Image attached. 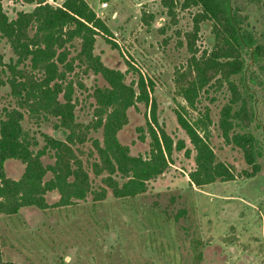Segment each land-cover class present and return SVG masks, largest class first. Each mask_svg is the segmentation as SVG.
<instances>
[{
	"label": "trees",
	"instance_id": "1",
	"mask_svg": "<svg viewBox=\"0 0 264 264\" xmlns=\"http://www.w3.org/2000/svg\"><path fill=\"white\" fill-rule=\"evenodd\" d=\"M1 2L0 40L9 46L12 56L4 61L0 53L4 76L0 86L8 87L14 105L2 108L0 115V216L17 215L30 207L45 211L72 206L88 196L94 202L102 201L108 190L114 198L144 194L147 184L166 172L173 142L154 117L156 104L145 79L139 74L135 86L134 82L126 83L125 73L104 66L94 54L96 37L109 34L105 24L85 0H65L61 7H52L44 0H27L34 4L33 9L17 12L11 20ZM179 4L193 13L188 35L190 58L184 69L174 74L175 92L188 108L197 110L203 91L227 86L228 100L220 110L217 128L227 145L242 152L251 169L246 175L252 177L264 171V131L258 139L251 130L253 125L259 128L256 95L264 92V14L255 22L250 16L254 10L262 12L264 0H181ZM168 14L173 18L171 11ZM206 22L211 25L213 47L197 56L195 39ZM74 42L79 44L77 51ZM89 73L100 76L106 84L92 88L91 119L81 123L75 114V87L87 91L80 76ZM138 104L149 109L152 120L147 123L150 141L146 157L131 155L129 147L118 140V133L129 122L128 110ZM198 114L200 117L191 123L177 115L194 151L189 184L199 187L233 180L231 170L216 160L207 143L208 114ZM25 120L36 130L26 129ZM50 120H55V129L65 133L63 141L41 132L40 126ZM142 130L138 129L141 141ZM98 131L100 141L91 136ZM88 142L92 150L84 162L80 148ZM46 156L52 159L51 164L43 163ZM9 160L24 166L17 180L5 173ZM90 175L100 178L98 189ZM53 192L59 199L49 205L46 195ZM0 264H15L3 260L1 244Z\"/></svg>",
	"mask_w": 264,
	"mask_h": 264
},
{
	"label": "rangeland",
	"instance_id": "2",
	"mask_svg": "<svg viewBox=\"0 0 264 264\" xmlns=\"http://www.w3.org/2000/svg\"><path fill=\"white\" fill-rule=\"evenodd\" d=\"M44 1L61 7L65 0ZM85 1L109 30L108 35L96 37L94 54L104 66L125 73L126 83L134 82L135 86L140 74L152 88L154 117L173 142L169 166L147 184L144 194L133 198H114L108 190L102 201L94 202L88 196L72 206L45 211L30 207L17 215H1L3 260L15 264H264V171L247 177L251 169L242 152L227 145L217 128L220 110L228 100L227 86L203 91L197 110L188 108L175 92L174 74L184 69L190 58L188 35L193 11L182 9L181 0ZM102 3H106L103 9ZM1 5L10 20L17 12H29L34 7L27 0H2ZM263 14L264 7L258 14L252 11L251 21ZM213 43L211 25L203 23L195 39L196 55L209 52ZM78 47L74 42L75 51ZM0 53L4 61L12 56L3 40ZM3 77L0 67V80ZM80 82L87 91L75 87V114L78 122L87 123L94 103L89 96L92 88L106 83L92 73L80 76ZM263 94L256 95L259 128H251L258 139L263 138L264 131ZM10 104L14 105L8 87L0 86V115L2 108ZM198 113L208 114L207 143L216 160L231 170L233 180L199 187L189 184L188 175L195 167L194 151L177 115L191 123L200 117ZM127 115L129 122L118 133V140L129 147L131 155L146 157L150 141L147 123H152L149 109L138 104ZM29 122L25 120L23 125L33 132L36 128ZM54 123H43L40 130L63 141L65 133L55 129ZM139 128L143 129V141L139 139ZM91 136L100 141L101 131ZM80 149L85 162L92 146L88 142ZM42 161L52 163L47 156ZM85 168L90 173L86 163ZM23 169L18 161L5 163L10 179H19ZM90 176L98 189L100 178ZM58 199L56 192L46 195L49 205Z\"/></svg>",
	"mask_w": 264,
	"mask_h": 264
},
{
	"label": "built area",
	"instance_id": "3",
	"mask_svg": "<svg viewBox=\"0 0 264 264\" xmlns=\"http://www.w3.org/2000/svg\"><path fill=\"white\" fill-rule=\"evenodd\" d=\"M104 7H106V3H102L101 4V8L103 9ZM101 16V15H100ZM97 17H98V15H97Z\"/></svg>",
	"mask_w": 264,
	"mask_h": 264
}]
</instances>
